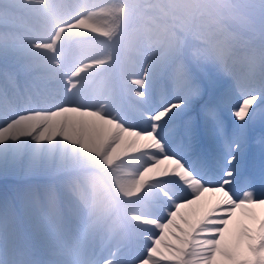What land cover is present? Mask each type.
Instances as JSON below:
<instances>
[{"label": "bare ground", "instance_id": "obj_1", "mask_svg": "<svg viewBox=\"0 0 264 264\" xmlns=\"http://www.w3.org/2000/svg\"><path fill=\"white\" fill-rule=\"evenodd\" d=\"M80 1L82 2L83 0ZM101 1H96L94 6H101L103 4ZM110 3H112V0ZM167 3V0H151L149 5L154 4L161 13L170 18L172 13H169ZM105 5L108 4L105 3L100 9L98 8V13L94 12L96 14L93 15L94 17L90 13L85 19L82 17L80 18V20L82 19L81 21L79 20L77 23L75 21L76 25L73 23L75 25L73 28L60 29L55 45L50 48V51L53 53L55 48L58 50L67 49L71 44L68 42L69 45L64 44V41L68 40L67 38L72 39L74 36L78 38L77 36L87 37L92 35L96 40L101 38V40L105 39L104 41L109 36H113L114 34L108 35L103 30L108 28L110 18L115 13L113 7H106ZM87 11L88 8L84 12L86 13ZM80 12L82 13V10ZM71 14L70 16H73ZM48 15L50 14L48 13ZM79 17L81 15L76 20ZM161 18L163 17L161 16ZM44 20L46 21V19ZM163 20L165 19H162L161 23L164 22ZM151 28L145 30V32H151L152 30L151 33L135 36L134 40L133 38L130 39L129 49L123 52L125 56L123 54V58L118 57L120 61L118 60L117 65L119 67H115L116 64L111 65V60L115 61L118 59L113 56L111 59H106L105 57L102 61L103 57H101L97 62L85 61L82 63V61L79 68L72 71L68 79H56L53 77L54 74L69 69L68 54L65 58H61L63 55H59L61 57L58 60L55 58L56 54H51L46 64V67H48L46 72L48 73L36 76L34 75L36 73L32 72L34 73L32 75L27 73V70L36 64L40 65L44 57L22 62L21 52L0 47V99H3L10 107V110L6 112H0V264H53L54 261L61 258H63L61 261L68 264H129L128 262L131 263L140 256L139 250L146 252L144 246L137 244H130L129 246L132 248L117 244L120 240L121 228L118 229L119 233L114 230L102 247L97 241L95 245L93 243L87 246V244L93 232L103 226L106 215L102 216V214L106 213L108 216V213L112 210V208H108V211H96V208L102 209L100 203H103L102 201L105 199L103 194L106 190L100 187L98 181L94 180L90 171L98 170L102 174H110L111 177L110 175L108 176L110 177L108 179L109 182L107 181V184L109 183L107 186L109 187L106 192L112 191L123 200L131 198L146 199V196L158 199L161 195L160 189L152 187L146 181L150 177L149 170L152 167L145 169V175H143L144 172L142 175L139 173L141 176L138 179L127 177L125 169L121 167L124 164L123 157L126 151L134 152L137 148L154 150V147H156L157 149V146L153 144L154 141H151L146 135L134 132L136 135L139 134L140 141L134 138V140L136 139L135 142L132 139L135 134L127 126L133 123L129 116L138 114L139 118H142L140 122L143 123V128L152 127L154 132L160 131V128L163 129V123L168 118L165 115L163 116V114H158L154 119L153 125L148 117L149 115L143 113L141 107H139V105H146L143 93L146 92L149 95L150 88H153L152 85H147L148 79L153 80L157 76L152 71L156 67H159L162 71L169 69L170 66H172L171 69L173 67L176 68V63L171 65L169 61L170 55L168 60L146 59L147 55L144 50L150 49V44H148L149 37L156 34L157 29H162ZM223 29H205L204 32L208 38L207 40L214 45L219 56L220 67L224 70V72L220 73V77L233 83L239 80L242 86L247 87L250 80L259 79L261 53L264 51V45L256 42L254 38H244L242 36L227 37L224 35L225 30ZM114 32L116 33V31ZM139 32L141 31L139 30ZM136 34L138 33L136 32ZM115 37L113 38L115 39ZM164 37L159 35V32L155 35L159 44L164 49H167L169 45L167 38ZM152 39L154 38L152 37ZM209 41L203 47L206 54L212 49ZM111 42L113 44V41ZM105 45L108 46L107 43ZM126 47L124 46V48ZM86 49L89 48L87 47ZM99 51L101 50L99 49ZM152 52L155 54L157 48ZM100 53L102 54V52ZM54 58L55 60H53ZM41 67L43 69L45 66ZM44 70L46 69L42 71L45 72ZM87 73H91V76L83 80ZM57 75L59 76V74ZM120 91L121 93L119 94ZM117 93L118 95H116ZM131 99L134 102L130 101ZM169 101H172L171 97ZM76 106L82 107L83 110L76 109ZM49 112L51 113L49 114ZM149 145L154 149L148 148ZM130 158L132 157L130 156ZM149 158L145 157V159ZM165 162H162L160 166L163 167L162 164ZM178 164L179 162L176 165ZM168 165L170 163L164 166L169 167ZM174 168L178 169L177 166ZM173 170L171 169V171ZM95 171L93 172L95 173ZM185 173L187 172L185 171ZM105 177L107 178V176ZM109 194L111 195V193ZM214 196L215 194H212L205 202L202 200L200 208L206 211L209 201ZM106 197L109 196L107 195ZM12 200L16 203V209L12 205ZM80 201L88 208L90 207L91 212L84 209V206L82 207V212H79ZM68 210L71 212L76 210L74 212L76 213L74 221L69 214L64 213V211L68 212ZM120 210L123 212V208ZM194 211H197V208ZM93 213L94 215H92ZM128 214L126 213L125 216ZM134 222H131L129 227L132 225L139 226L137 222V225ZM112 223L114 221L108 222V226H106L107 223L104 224L102 232L108 231V229L111 232ZM47 225L55 228L56 237L53 236L56 233L52 234L47 230ZM168 225V233L165 231L163 237L157 240V244L155 243L156 246L152 251L153 254L159 255L157 261L160 264L177 263L174 260L176 255L173 249L175 238L171 233L173 225L169 223ZM230 228H234V225H230ZM130 232L133 234L132 230ZM116 234L117 237L115 238L114 235ZM112 237L115 239L112 240ZM138 237L139 240H148L145 234ZM163 241L164 243L169 242V246H164ZM66 250L70 251L71 256L67 257L65 255ZM105 252H109L107 256ZM205 255L199 256L197 258L198 261L194 263L202 264ZM145 261L141 264H146Z\"/></svg>", "mask_w": 264, "mask_h": 264}, {"label": "rangeland", "instance_id": "obj_2", "mask_svg": "<svg viewBox=\"0 0 264 264\" xmlns=\"http://www.w3.org/2000/svg\"><path fill=\"white\" fill-rule=\"evenodd\" d=\"M96 1L98 2L100 0H90V2L89 0L86 1L83 0L82 2L80 0L79 1L78 0H19V1L16 0V2L15 0L12 1L0 0V36H1L0 47L6 50L9 48L15 49L18 50L19 53L20 52L23 53V54L20 53L22 62L33 61L36 58L42 59L44 57L40 65L36 64L37 66L36 65L32 66L34 67L33 69L31 67L29 70H27V73H31L32 75L36 73L34 74L36 76L37 75L41 76L43 74L48 73L46 72L48 68L46 67V64L48 63L47 61L48 58L51 56V54L57 55V57L55 55L56 60H58L62 55L63 56L61 58H65V56H67L68 54L69 69L63 70L64 73L63 72L57 73L59 74V76L57 74L53 75V77L56 79H60V78L68 79L70 78L72 71L79 68V66L85 61L97 62L99 58L101 59V57H103L101 59L102 61L105 57L106 59L107 58L111 59L112 56L115 59L118 57L123 58L125 56L123 52L129 49L128 47L131 38H133L134 40V38H136L138 35L142 36L145 33H151L152 30L151 32H145L146 29H149L151 27H152L151 29L162 28V29H157L156 34L157 32H159V35L165 36L164 38H167V43L169 45L168 48L164 49L162 45L159 44L158 38H155L156 34H154L153 36L149 37L148 44H150L149 46L150 49L144 50V53L147 55L146 59L150 60L157 58L161 60H168L170 55L169 61L171 62V65L173 63H176V68L173 67L171 69L172 66H170L169 69L162 71L159 67H156V69L153 70L152 72L156 73L157 76L153 80L148 79L147 85L148 86L152 85L153 88L149 87L150 88L149 95L146 92L143 93L146 103L145 106L147 107H145L144 105H139V107H141L143 113L149 115L148 117L152 122V124L154 125V119L158 114H163V116L165 115L166 117H169L172 115L173 112L179 110V105L181 103L179 98L181 96L186 95L188 92L187 88L185 87V84L187 79L189 78L191 69H195L198 74L205 76L207 78H214L216 76H220V73L224 72V70L220 67L219 56L216 53V49L214 48V45H212V43L209 40H207L208 38L204 34L205 29L224 28L223 29L225 30L224 35L227 37L242 36L244 38H254L256 42L264 45V0H167L168 3L166 5L168 6L169 13H172L170 18L167 15L161 13L157 9L158 7H156L154 4L150 6L149 4L151 0H112V3H110L111 0H102L101 2L103 4L105 3L108 4L105 5L106 7L107 6L113 7V10L115 12L112 14V18H110L108 28H105L103 30L106 31L108 35H112V34L114 35L109 36L110 39L106 38L107 39L106 41H104L105 39H102L103 40L102 41L101 38L100 39L97 38L96 40V38H94L92 35L90 36L88 35L87 37L83 36L84 38L81 36H77L78 38L74 36V38L72 39L67 38L68 40H65L64 44L67 45L71 44V46L64 50H58L57 48H55L54 52L55 51L56 52L59 51V52L52 53L50 51V48H52L55 45V41L57 39L59 30L68 27L73 28L76 25L75 21L76 23L79 22L80 18L82 17L83 19H85V17L88 14L90 15V13H92L91 16L96 15L95 13H98V10L103 6L102 4L101 6L95 7L94 4L96 3ZM107 2H109L111 5ZM87 8H88L87 11L88 13L87 12L85 13L84 11L87 10ZM81 10L82 13L80 12ZM47 12L51 16L48 15ZM70 14L73 16H70ZM80 15L81 17H79V19L76 20V18H78V16ZM114 15H116L117 17ZM161 16L163 18H161ZM44 19H46V21ZM162 19H165L163 20L164 21L163 23H161ZM55 20L57 21L54 22ZM139 30L142 33L139 32ZM114 31H116V33ZM133 32L135 33L133 34ZM136 32L138 34H136ZM113 37H115V39ZM152 37L154 39H152ZM87 38L91 44L89 43ZM111 41H113V44H111L112 43ZM125 41L128 42L126 43ZM207 41L210 42L209 45L212 48L210 49L209 53H207L208 55L204 53L203 50V47L206 46ZM105 43H107L108 46H106ZM127 44L128 46L126 47ZM124 46L126 48H124ZM87 47L90 49V51H88L89 49H86ZM114 47L116 48V50L118 49L117 50L118 52L115 50ZM155 48H157V52H155L154 54L152 51H154ZM99 49L101 51H99ZM95 50L98 51L96 52ZM211 50L214 51L212 52ZM60 52L61 53L63 52L64 54L63 53L61 54ZM100 52H102V54ZM110 53L113 54L111 55ZM172 53L174 54L172 55ZM123 54L124 56H122ZM87 56L91 57L92 59L91 58L89 59V57ZM55 58L53 60H55ZM70 58L72 61L70 60ZM119 58L116 59L117 62L116 60L115 61L111 60L110 61L111 65L116 64L115 67H117L118 66L117 63L120 61ZM43 62L45 63V65ZM41 66H45L43 67V69H46L44 70L45 72L42 71L43 69ZM37 69L41 70L42 72ZM68 72L69 74H67ZM89 76H91V73H87L83 80H86L87 78H89ZM120 93L121 91L119 92V94ZM116 95H118V93ZM170 97L172 98V101L168 102ZM0 100H1L0 112H6L7 110H10V107L3 101V99ZM130 101L134 102L133 99H131ZM75 108L83 110V108L80 106H76ZM50 113L51 112H49V114ZM135 117H137V119H135ZM129 118H131L132 119L131 122H133L127 125L129 129L133 130V133L137 132L148 136V138L151 141H154L153 144L154 146H157V149L151 144V146H153L156 150L152 148L150 145L148 148H152L154 150L151 149L144 150L137 148L136 150H134L135 153L133 151L128 150L131 153L126 151V154L123 157L124 164L121 165V167L125 169V175L127 177L137 178V179L140 178L139 176H141L143 172H144L143 175L146 174L145 172L146 168L152 167L149 170L150 177L146 181L147 184H150L152 187L160 189L161 195L160 198L158 199H153L146 196V199L131 198V199L123 200L122 198L118 197L119 196L118 194H115L112 191H108V193L106 192L109 187L107 186L109 184V183L107 184V181L111 177L110 174H102L98 170L96 171L93 170L95 171V173L93 171H90V173L92 172L93 174L94 180L98 181L100 183V187L101 188L103 187L104 190H106L103 194L105 199L102 201L103 203H100L102 209L96 208L97 209L96 211L98 212L100 210L101 212H103L105 210L108 211V208H112L111 212L108 213V216L106 213H103L102 216L106 215V218H104L106 219L104 220V224L107 223L106 226H108V222L111 223L112 221H114V223H112V226L110 227L112 229V230L110 229L111 232H109V229L108 231L102 232V227L104 226V224L101 228H97V230L93 232L92 236H90V241L88 242L87 246L93 243H94L93 245H95V242L97 241L98 243H100L99 245H101L102 247L108 241L107 239L110 236V234L113 233L114 230L118 231V229L121 228L120 232L122 234L121 233L119 234L120 240L118 241L117 244H123L127 248H132L131 246H129L130 244L131 245L137 244L139 246H144V248H146V252H143V250H139L140 256L135 258L136 262L135 260H133V262L131 263L128 262L129 264H141L145 260H146L145 261L146 264L149 263L160 264L157 261L159 255L153 254L152 251L157 244L156 243L157 240L160 237L161 238L163 237L165 231L167 232L168 230L167 228L169 226L168 223H169L173 225L172 228L173 230L171 233L175 238V242H174L175 244L173 249L176 255L175 257L176 259H174L177 262L176 264H195L198 261L197 258L199 256L205 255L208 252L207 244L209 242L207 240L203 239V237L200 236L199 234L197 236V240L193 241L192 239V234L197 228L198 222L205 211L202 208H200L201 207L200 203L202 200H200L199 198L197 199L196 202H192L191 200H189V203L185 205L179 203V197L184 192L185 186H187L190 191L197 190L199 186L194 181H191L188 173H185V170L180 163H179L180 165L179 164L176 165L178 163L177 160L170 158L166 154L167 137L165 143H162L161 140L158 138L159 136L164 134L163 129L160 128V131L154 132V129L152 127L143 128V123L140 122L142 118H139L138 114H133L129 116ZM137 135L135 134V137H132V139L134 140V138H136L137 141H140L139 134ZM136 139L134 140L135 142ZM130 156L132 158H130ZM145 157H150V158L145 159ZM161 160H165V161L167 160L168 163L165 161L162 162H165L163 163L165 166H167V164L170 163V165H168L169 167H165L163 164H162L163 167H161L160 166L162 163ZM176 166L178 167V169L174 168ZM171 169L174 170L171 171ZM133 173L134 176L136 177L133 176ZM109 175L110 177H108ZM105 176H107V178ZM109 193H111V195ZM107 195L110 198L106 197ZM107 200L108 202H106ZM205 200H207V198ZM12 202L14 203V204L12 203L13 207L16 209L17 206L15 201L12 200ZM79 203H80L78 208V211L80 209L79 212H82L83 208L91 212L90 207L88 208V206H86L84 203L82 204L81 201ZM121 208H123V212L120 210ZM196 208L197 211H194V209ZM74 212H76V210L72 212L69 210L68 212L64 211V213L70 215L73 221L75 220L74 215L76 214ZM126 213L127 214L130 213V214L125 216ZM92 215H94V213ZM124 216L126 219L124 218ZM130 218L133 220L131 221ZM120 220H122L121 222L123 224L120 222ZM134 221H136L139 226L132 225L133 227L130 226L131 227L130 228L129 224ZM136 222H134V224H136ZM46 227L47 230L52 234L56 233L54 227L50 225H47ZM131 230L133 231V234L132 232H130ZM137 234H139L138 236L145 234L148 237L149 241L139 240V237L135 236ZM56 235L57 233L53 236L56 237ZM114 237L116 238L117 234L114 235ZM114 237H112L111 239L112 240L115 239ZM162 243H164V241ZM168 243L165 242L164 246H169ZM108 253L109 252H105V255L107 256ZM65 255L67 257L71 256L70 251L66 250ZM61 260H63V258L54 261L53 264H68Z\"/></svg>", "mask_w": 264, "mask_h": 264}, {"label": "snow or ice", "instance_id": "obj_3", "mask_svg": "<svg viewBox=\"0 0 264 264\" xmlns=\"http://www.w3.org/2000/svg\"><path fill=\"white\" fill-rule=\"evenodd\" d=\"M185 87L158 138L199 186L180 204L215 194L192 234L209 242L202 264H264V51L247 87L195 69Z\"/></svg>", "mask_w": 264, "mask_h": 264}]
</instances>
